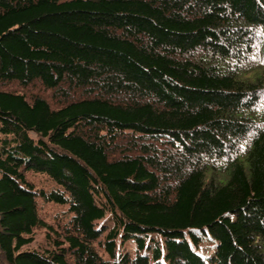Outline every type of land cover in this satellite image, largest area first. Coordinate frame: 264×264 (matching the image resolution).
<instances>
[{
  "label": "trees",
  "instance_id": "16d2710c",
  "mask_svg": "<svg viewBox=\"0 0 264 264\" xmlns=\"http://www.w3.org/2000/svg\"><path fill=\"white\" fill-rule=\"evenodd\" d=\"M0 264H264V0H0Z\"/></svg>",
  "mask_w": 264,
  "mask_h": 264
},
{
  "label": "rangeland",
  "instance_id": "374dc122",
  "mask_svg": "<svg viewBox=\"0 0 264 264\" xmlns=\"http://www.w3.org/2000/svg\"><path fill=\"white\" fill-rule=\"evenodd\" d=\"M29 177L34 181V184L36 186H43L48 187L52 185V181L44 174L41 173H29ZM64 209V206L58 205L52 202L43 203L42 207H40V213L41 215H44L47 219L51 220L54 216H58L61 212V210ZM45 232L43 228L38 229L35 234V241L32 242L30 245H37L38 243H42L44 241ZM147 239H149L150 243L153 245L155 244L156 239L159 237L158 232L149 233L147 236H145ZM151 238V240H150ZM160 239V238H159ZM208 242V243H207ZM214 244V241L208 240L206 242H203L199 245V250L203 254H207L211 251V246ZM128 248L129 250L135 252L138 250L135 243L132 241L127 242L121 249Z\"/></svg>",
  "mask_w": 264,
  "mask_h": 264
}]
</instances>
